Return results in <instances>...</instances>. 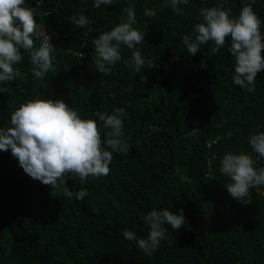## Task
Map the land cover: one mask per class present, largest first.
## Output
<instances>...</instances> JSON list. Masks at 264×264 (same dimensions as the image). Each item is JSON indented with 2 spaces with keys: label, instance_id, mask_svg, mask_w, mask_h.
<instances>
[{
  "label": "trees",
  "instance_id": "16d2710c",
  "mask_svg": "<svg viewBox=\"0 0 264 264\" xmlns=\"http://www.w3.org/2000/svg\"><path fill=\"white\" fill-rule=\"evenodd\" d=\"M247 2L189 0L177 12L170 0L167 7L166 0H113L100 8L94 0H25L53 45L55 71L37 79L30 53L20 50L23 59L13 66L20 75L0 83L7 89L0 92V129L11 126L20 104L59 99L96 121L106 141L99 114L123 108L120 139L129 150L113 152L107 176L81 183L69 175L53 189L25 174L10 150L0 152V264H264V189L251 188V203L242 205L220 171L225 153L256 159L248 137L264 132V72L248 92L232 81L230 38L215 54L209 42L195 56L181 39L203 22L201 9L222 7L238 17ZM127 7L135 12L133 27L145 34L137 46L145 63L139 73L127 67L132 50L121 46V59L102 74L94 40L125 21ZM146 8L156 15L145 16ZM253 10L264 33V0ZM79 14L91 24L75 25L70 18ZM81 188L83 200L64 196ZM154 208L183 209L191 231L166 226L167 239L149 256L123 232L146 238L141 217Z\"/></svg>",
  "mask_w": 264,
  "mask_h": 264
},
{
  "label": "clouds",
  "instance_id": "9594fccd",
  "mask_svg": "<svg viewBox=\"0 0 264 264\" xmlns=\"http://www.w3.org/2000/svg\"><path fill=\"white\" fill-rule=\"evenodd\" d=\"M112 3L113 0H94V7ZM188 3L189 0H170L171 8L177 12L179 5ZM254 3L255 0H248L238 17H233L230 9L203 8L200 12L203 22L195 24L191 34L181 37L191 56H195L200 47L209 42L214 45L211 52L215 54L230 38L228 51L235 60L232 81L248 92L255 91L256 77L264 72V33L261 32L262 21L253 10ZM24 5L25 0H0V83L10 82L20 75L13 66L23 59L21 49L30 53L31 61L36 66L32 68V73L37 79H43L49 70L55 71L53 45L44 34L43 27L36 22L34 7ZM165 6H169V0H166ZM124 12L127 14L125 21L110 31L102 32L94 40V63L102 74H110L111 67L121 59V46L132 50L127 67L139 73L145 63L137 49L144 42L145 34L133 27L137 23L134 9L127 7ZM144 15L154 17L156 12L146 8ZM70 19L78 27L91 24L83 14L73 15ZM35 40L41 41L38 48H34ZM200 67H207L203 60ZM6 91V88H0V92ZM124 116L123 108L115 109L111 115L99 114V120L109 129L104 141L96 121L82 119L63 100H29L12 112L11 126L0 129V152L10 150L25 174L44 185H50L52 189L58 184L66 185L65 177L69 175L78 177L84 183L89 176H107L113 152L129 150L127 143L120 139ZM105 143L112 151L106 150ZM248 143L256 159L243 152L225 153L220 166L221 173L230 181L223 185L224 188L242 205L251 203V188H264V165L255 167L264 160V132L249 135ZM86 195L83 188L77 192H64L65 197H75L77 200H83ZM141 219L149 228L146 238L137 239L136 234L127 229L123 235L149 256L161 241L167 239L166 226H171L173 231L182 226L191 231L183 209L173 213L168 208H154Z\"/></svg>",
  "mask_w": 264,
  "mask_h": 264
},
{
  "label": "built area",
  "instance_id": "2783aa9c",
  "mask_svg": "<svg viewBox=\"0 0 264 264\" xmlns=\"http://www.w3.org/2000/svg\"><path fill=\"white\" fill-rule=\"evenodd\" d=\"M36 6H37V5H36ZM33 10H34V8H33ZM258 189H260V190H261V189H264V188H258Z\"/></svg>",
  "mask_w": 264,
  "mask_h": 264
}]
</instances>
